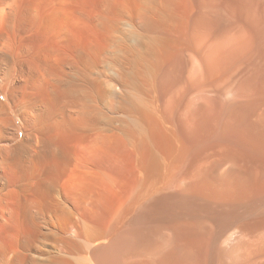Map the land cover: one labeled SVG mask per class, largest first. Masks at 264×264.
Instances as JSON below:
<instances>
[{
    "label": "bare ground",
    "instance_id": "6f19581e",
    "mask_svg": "<svg viewBox=\"0 0 264 264\" xmlns=\"http://www.w3.org/2000/svg\"><path fill=\"white\" fill-rule=\"evenodd\" d=\"M100 2L0 264H264V0Z\"/></svg>",
    "mask_w": 264,
    "mask_h": 264
},
{
    "label": "rangeland",
    "instance_id": "374dc122",
    "mask_svg": "<svg viewBox=\"0 0 264 264\" xmlns=\"http://www.w3.org/2000/svg\"><path fill=\"white\" fill-rule=\"evenodd\" d=\"M100 1L0 0V239L21 232L20 196L40 171L39 128L82 106L88 20Z\"/></svg>",
    "mask_w": 264,
    "mask_h": 264
}]
</instances>
